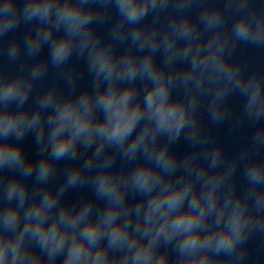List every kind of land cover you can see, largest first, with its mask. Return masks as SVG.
<instances>
[{
  "label": "water",
  "instance_id": "obj_1",
  "mask_svg": "<svg viewBox=\"0 0 264 264\" xmlns=\"http://www.w3.org/2000/svg\"><path fill=\"white\" fill-rule=\"evenodd\" d=\"M29 2L0 0V17L6 3L10 5L9 14L15 17L7 28L0 26V82L5 79L22 80L29 89L22 104L19 97L11 98L7 105L0 98V110L7 107L10 113H26L29 118L39 112L41 117L40 124L29 127L20 139H16L15 132L10 133L9 139L21 145L26 162L31 161L35 166L29 175H24L22 167L0 165V230H3L4 209L9 204L20 206L18 194H14L10 201L6 196L8 186L14 180L26 188V198L20 206L19 224L9 229L13 238L20 235L25 225L29 205L40 202L49 192L54 196L58 194V198L46 217V225L50 226L65 207L72 213V218L61 222V230L67 225L68 231L64 244L55 252L50 243L46 244L39 236L32 235L30 226L21 243L22 253L28 259H18L15 264H65L68 261L72 241L82 238L83 224L103 221L105 213L112 206L109 198L97 191L96 178L102 169L106 168L115 176L130 177L141 165L157 168L155 157L149 160L143 145L134 155L126 153L128 143L141 131L143 119L122 146L105 145L103 152L91 161L88 168H85V164L95 153L100 143L98 138L88 147L83 142L78 144L74 155L69 153L59 159L52 157L51 145L48 144L51 125L47 121L53 111L64 101L75 103L84 93L92 96L94 101L99 92L108 87V81L101 79L98 82L96 69L91 65V44L81 52L79 36L62 62L53 60L55 43L67 34L66 24L57 25L56 21L60 6L64 3L89 14L87 24L81 31H87L98 46L110 48L114 60L131 58L140 63L150 56L154 66L171 81L170 101L187 105L193 119L179 136L170 138L163 133L156 136L157 148L166 146L175 160V168L161 174L157 187L168 181L173 185L191 181L193 190L203 194L215 182L217 204L212 212L206 214L202 235L215 229L216 215L229 198V207L236 202L246 205L248 223L235 246L231 250L217 251L213 241L205 245L199 255L207 252V264H264V205L256 203L260 194L264 193V177L254 184L248 175L251 163L264 165V139H257L258 136L264 137V114L259 118L249 114L247 93L244 91L249 80L259 81L264 89V36L258 42H244L237 40L234 34L235 22L240 16L264 17V0H157L154 7H149L145 15L134 22L123 17L117 0H86L85 3H81V0H51L53 7L47 17L40 14L29 17L23 11ZM214 14L218 16V21L209 25L208 19ZM185 22L191 27V32L187 34L180 31ZM49 27V37L33 48L36 35ZM149 34H155L156 39L145 43V37ZM214 38H218L216 42H213ZM219 40L226 41L221 58L226 68L236 72L232 83L237 86L228 85L217 99V92L225 78L220 77L217 84L209 85L208 77L198 83L196 75L192 73L194 67L197 72L201 67V64H196L197 48L201 53L199 60L203 62V54L215 48ZM172 51L175 55L170 57ZM116 87L119 91L131 87L134 93L132 103L143 104L152 82L138 72L134 79L118 80ZM50 93L52 100L44 105L45 97ZM94 118H104L99 108L94 109ZM41 125L44 126L43 137L39 135ZM192 125L198 129L194 136L190 130ZM44 157L52 164V171L47 177L40 178L38 166ZM106 159H110L107 164ZM77 167L84 168V172L74 184H68L72 169ZM150 195L127 182L120 206L122 210L114 221L116 225H128L127 240L112 244L110 229H102L99 239L92 246L93 256L97 250H101L107 257L103 264H125L126 256L127 264H133L135 250L147 244L151 238V231H145L143 222ZM190 199L191 193L185 199L184 209H187ZM88 204L91 207L87 216L79 224L73 223L75 214ZM219 223L223 224L224 221ZM179 243L178 238L166 240L162 236L155 242V255H165V264H183ZM85 250H88L87 244ZM2 264H12L11 256ZM88 264H92V261L89 260ZM197 264H200L199 260Z\"/></svg>",
  "mask_w": 264,
  "mask_h": 264
},
{
  "label": "clouds",
  "instance_id": "obj_2",
  "mask_svg": "<svg viewBox=\"0 0 264 264\" xmlns=\"http://www.w3.org/2000/svg\"><path fill=\"white\" fill-rule=\"evenodd\" d=\"M86 0H81L85 3ZM157 0H117L119 11L123 17L134 22L143 17L149 7H154ZM10 5L5 4L3 16L0 17V26L7 28L14 16L9 14ZM53 4L51 0H30L23 11L29 16L40 14L41 17H47L51 12ZM89 14L68 3L60 6L57 13V25L66 24L67 34L59 39L53 50V60L57 63L62 62L70 53L73 41L79 36L80 50L91 44L89 52L91 65L96 69L98 82L103 79L108 81V87L99 92L93 101L92 96L84 93L75 103L64 101L58 109L53 111L52 117L47 121L51 125V131L48 137V144L51 145V155L54 159H59L66 154L77 151L78 144L83 142L85 147L91 145L94 139H99L100 143L95 153L85 164V168L91 166V161L96 159L103 152L105 145L114 144L122 146L131 135L141 120H144L143 127L139 134L128 143L126 153L135 154L143 145L144 152L148 159L155 157L156 169L147 165L137 167L130 177L115 176L106 168L102 169L97 175V191L101 196H107L111 201V207L105 213L101 222H85L83 224L82 238L73 240L71 250L68 256V262L72 264H103L107 257L101 250H97L92 255V246L99 239L101 230L110 229V243L123 242L127 240L128 225H116L114 221L119 211H121V202L124 199V191L127 182L141 192L150 193L147 203L145 231H151V238L147 244L138 247L132 255L133 264H165L166 256L157 257L154 252L155 242L162 236L166 240L178 238L179 248L183 254V264H207V252L200 256V251L205 245H210L215 241V249L231 250L239 237L242 235L248 219L245 216L246 205L241 202L231 204L229 201L221 207L216 215V227L202 235V225L206 219V214L212 212L217 204L215 182L211 187L201 194L193 190L191 181L182 185H173L171 181L160 185L161 174L175 168V160L168 152L166 146L157 148L155 139L158 134H166L170 138H176L187 124L193 119L189 113L187 105L182 102L170 101L169 86L170 79H166L162 71L158 70L151 59L145 57L140 63L134 59L126 58L122 61L113 59L112 51L108 47L98 46L87 31H81L87 24ZM218 21L217 15H212L208 19V24L212 25ZM180 31L187 34L191 32L188 23L181 25ZM51 34V28L42 30L33 40L32 47L35 48L38 42L46 40ZM234 34L237 40L244 42H258L260 37L264 36V17L257 18L255 15H242L235 22ZM140 33L137 32V36ZM155 34H149L145 37V43L148 40H155ZM218 38H214L216 42ZM226 41L219 40L215 48H210L204 55L201 62L200 49L197 48L196 64H201L197 72L195 67L193 73L197 77L198 83H202L208 77L209 85L217 84L218 78L224 77V83L217 92V99L228 85L236 87L232 83L236 72L226 68L225 62L221 58ZM168 47L171 49V42ZM187 51V49H186ZM171 55H175L172 51ZM39 70V69H38ZM142 73L152 82V87L148 90L143 104L132 103L133 89L131 87L119 91L116 82L122 78L134 79L137 73ZM187 80L188 77H185ZM29 89L22 80H3L0 82V98L5 105L13 97H19L21 104L25 100ZM247 93V111L250 115L259 118L264 114V89L259 81L249 80L244 87ZM52 100L50 93L45 97L44 105ZM104 114L102 120L94 118V109ZM214 119L217 116L214 115ZM40 113L33 114L30 118L26 113H10L5 107L0 110V165H15L22 167L24 175H29L35 166L33 162L27 161L22 154V148L19 143H13L10 139V133H16V139H20L23 133L31 126L40 124ZM191 134H197L198 129L195 125L191 127ZM44 126H40V137H43ZM257 139H264L258 136ZM47 147V145H46ZM216 157H214L215 159ZM106 159L105 163H109ZM52 171V164L47 157L41 159L38 166V176L45 178ZM84 168H73L69 177L68 184H74L80 179ZM248 175L252 182L259 183L264 177V165L258 162L250 164ZM154 189H156L154 191ZM191 193V199L188 202L187 209L183 205L185 199ZM14 194L19 195L20 206L23 205L26 198V188L19 181H12L8 186L6 196L8 200ZM58 194L54 196L51 192L47 193L40 202L29 205L25 217V225L18 237L13 238L9 234V229L19 224L20 206L9 204L3 211V230H0V264L11 256L12 264L18 259H28L26 254L22 253L21 243L25 233L31 226L32 235L39 236L43 241L52 245L55 252L65 242L68 231L67 225L61 230V222L72 218V213L68 208L61 209L59 215L51 221L48 226L45 223L48 213L51 211ZM256 203L264 205V193H261ZM90 204L86 205L80 212L76 213L72 222L79 224L87 216ZM219 221H224L220 224ZM154 229V231H152ZM75 231V229H73ZM87 244V251L85 245ZM131 251V246H130ZM128 257H125L127 264Z\"/></svg>",
  "mask_w": 264,
  "mask_h": 264
}]
</instances>
